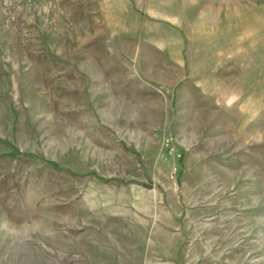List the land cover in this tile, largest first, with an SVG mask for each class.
I'll return each mask as SVG.
<instances>
[{
	"label": "rangeland",
	"instance_id": "374dc122",
	"mask_svg": "<svg viewBox=\"0 0 264 264\" xmlns=\"http://www.w3.org/2000/svg\"><path fill=\"white\" fill-rule=\"evenodd\" d=\"M235 1L174 58L112 1L0 0V264H264V0Z\"/></svg>",
	"mask_w": 264,
	"mask_h": 264
},
{
	"label": "crops",
	"instance_id": "0c3cea01",
	"mask_svg": "<svg viewBox=\"0 0 264 264\" xmlns=\"http://www.w3.org/2000/svg\"><path fill=\"white\" fill-rule=\"evenodd\" d=\"M109 1H112L111 5H118L124 18L129 16L134 19L130 25L137 26L142 41L150 44L152 38L162 37V41L165 42L163 48L168 49L169 56L174 58L187 56L185 52L189 43L200 41L201 39L197 37L199 35H217L219 39L222 33L228 32L227 27L233 25L235 5H251L241 0V2L235 0ZM241 16L242 14L239 13V18ZM123 23L127 24V22ZM154 23H158L163 30L154 34L152 29Z\"/></svg>",
	"mask_w": 264,
	"mask_h": 264
}]
</instances>
